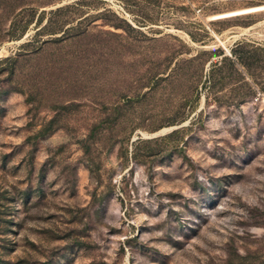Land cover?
<instances>
[{"label": "rangeland", "instance_id": "obj_1", "mask_svg": "<svg viewBox=\"0 0 264 264\" xmlns=\"http://www.w3.org/2000/svg\"><path fill=\"white\" fill-rule=\"evenodd\" d=\"M10 2L0 264H264V0Z\"/></svg>", "mask_w": 264, "mask_h": 264}, {"label": "trees", "instance_id": "obj_2", "mask_svg": "<svg viewBox=\"0 0 264 264\" xmlns=\"http://www.w3.org/2000/svg\"><path fill=\"white\" fill-rule=\"evenodd\" d=\"M17 2V5H19V11L16 13L14 12L15 10L11 11L12 13V33L14 32H17L18 30L22 29L25 27L24 24L28 23L31 18H32V15L30 14H33L34 13V9L33 7H29V8H26V7H23L21 6L20 4V1H15L13 2L14 4ZM12 2H10V0H0V9L2 10H10V8L12 7ZM22 7V8H21ZM66 10V7H61V8H58L56 9L55 11L51 12V16L50 18L47 20V22L45 23L44 26H41L39 27V29L35 32L34 36L31 38V40L27 43L24 44V47H34V46H37L35 48V52L34 54H39L41 53L43 50L41 49V46L42 47H45L46 45H51V46H56L58 45L59 43H62V42H65L66 41V34L67 33H70L72 31V28L69 27V28H65V26L63 25V23H60V21H58V19H56V17L58 15H60L61 13H63V11ZM14 12V13H13ZM29 16L30 17V20L29 21H25V23H23L24 19ZM40 21V20H39ZM37 21V23L39 22ZM41 23V22H39ZM56 32H60L62 33L60 37L58 38H53L49 41H42V36L43 34L45 33H50V34H54ZM59 51H61L62 49H58ZM21 55L18 54L17 57H20ZM17 58H6L5 62H10V61H14L16 60ZM237 59V57H236ZM2 61V62H3ZM30 102H32L33 104V99H32V96L30 95V98L28 99ZM55 107H58V106H61L59 107L58 109H63L65 110L66 109V106H63L62 104H56L54 105ZM56 111V110H55ZM60 116L59 112H56L55 116L53 119H51L42 129V133L44 132H48V131H51L52 130V126L55 124V121H57L56 119Z\"/></svg>", "mask_w": 264, "mask_h": 264}, {"label": "bare ground", "instance_id": "obj_3", "mask_svg": "<svg viewBox=\"0 0 264 264\" xmlns=\"http://www.w3.org/2000/svg\"><path fill=\"white\" fill-rule=\"evenodd\" d=\"M261 10H264V7H257V8H252L250 10H247V11H244L245 13H248V12H258V11H261ZM226 16H229V15H221V16H218V18H224Z\"/></svg>", "mask_w": 264, "mask_h": 264}]
</instances>
